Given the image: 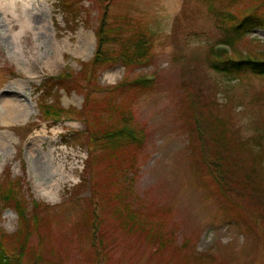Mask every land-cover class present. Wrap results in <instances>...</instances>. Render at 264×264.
Instances as JSON below:
<instances>
[{
  "label": "rangeland",
  "instance_id": "obj_1",
  "mask_svg": "<svg viewBox=\"0 0 264 264\" xmlns=\"http://www.w3.org/2000/svg\"><path fill=\"white\" fill-rule=\"evenodd\" d=\"M59 1L71 2L75 16L65 15ZM231 1L0 0V137H9L0 147V185L13 183L30 219H36L29 228L26 264H33L31 258L41 264H264V226L240 207L229 211L192 140L191 92L208 101L202 126L213 137L244 139L252 125L264 121V78L227 79L203 60L224 30L214 12L229 11L239 20L252 0L227 8L224 3ZM105 9L104 30L113 39L103 49L117 61L93 71ZM138 41L147 42L142 61L124 63L116 57L132 55V43ZM245 41L244 50H264V29L250 31ZM62 73L69 80L59 81ZM151 73L157 77L151 89L129 87L123 93L118 88L122 93L110 95L126 100L130 121L146 135L132 151L133 169L125 162L123 185L115 187L128 191L131 209L149 231L119 223L111 214L120 206L110 205L106 196V209L97 206L103 223L93 241L88 236L92 200H98L97 185L112 190L114 178L100 158L104 150L92 151L85 141L87 117L81 109L89 85L97 91ZM99 93L91 95L109 94ZM6 104L18 111L7 112ZM48 104L60 110L48 113ZM34 204L37 215L31 211ZM20 227L13 202L0 198V229L12 235ZM154 231L156 244L147 237Z\"/></svg>",
  "mask_w": 264,
  "mask_h": 264
},
{
  "label": "trees",
  "instance_id": "obj_2",
  "mask_svg": "<svg viewBox=\"0 0 264 264\" xmlns=\"http://www.w3.org/2000/svg\"><path fill=\"white\" fill-rule=\"evenodd\" d=\"M97 1H106L105 5L108 4V0ZM234 1L242 3L244 0H233L225 2L224 5L229 8V6L234 4ZM58 4L65 15L71 14L75 16L76 12L72 9L73 4L71 2L59 1ZM209 7V10L212 11L213 7L211 4ZM214 14L222 25L221 30H224L220 41L211 46L210 51L206 53L203 59L208 69L225 76L227 79L236 78L239 80L240 77L246 74L264 78V50H253L250 48L244 50L242 47L247 45L248 41L241 43L243 37L250 31L255 28L264 29V0H252L251 7L239 20L235 19L229 11L222 12L218 10ZM106 15L105 9L97 32L96 52L91 60L93 71L102 64L117 61L115 58L112 59L110 54L103 49L104 45L113 39L109 31L104 30L106 28ZM225 26L227 28H224ZM132 45V55H119L116 57L124 63L136 62L137 64L142 61L145 56L147 42L138 41L132 43ZM135 58L138 59L136 60ZM183 66L192 69L193 63L185 62ZM151 75L152 79L142 76V78L130 80L129 83L126 80L107 89L96 87L97 91L92 89L91 85L93 83L89 85L87 100L81 109V115L87 117L86 129L84 130L85 141L89 144L92 151L104 150L100 158L106 161V171L114 178L113 181L109 182L111 188H113L112 190L109 187L97 185L98 200H92L93 217H89L90 232L88 236L90 235L93 241L94 237H98L99 228L103 223V219L98 221L97 206L101 205L103 210L106 209L108 205L105 202L103 203L106 196L110 205L120 206L114 208L113 212L115 214H111L120 218L118 220L119 223L139 224V232L149 231V227L146 228L142 221L141 214L131 209L127 200L128 191L124 193L122 189L120 191L115 187L116 183L120 184L122 182L123 185L125 178L124 163H129L128 167H130V170L133 169L134 156L132 151L144 142L146 135L145 132L143 135L130 121L131 114L127 113L128 104L123 105L126 100H122L119 96L110 97V95L114 92L122 93L117 90L118 88L123 93L129 87L135 91L149 90L157 79L154 74L151 73ZM62 76L64 79L59 77V81L69 80L65 73H62ZM101 91L109 94L102 97H92V93ZM45 93L46 95L48 94L45 92L44 87L40 96L44 98ZM189 98L190 116L194 124V137L192 140L197 142L196 147H199V155H201L199 160L202 163V167L215 181L219 198H223L229 204V211L240 207L247 218L252 219L257 225L264 226V121L261 120L257 122V125H252L253 132L250 135H246L244 139L236 136L232 137L231 135L228 138L221 135L213 137L205 128L206 126H202L203 115L208 114L210 111L208 101H203L197 91L191 92ZM46 107V112L48 113H56L60 110L52 104H48ZM81 119L83 120V118ZM99 125L100 127L98 128ZM249 142L253 146H250ZM14 192L13 183L0 185V198L8 203L10 201L13 202L21 225L19 231L12 235H7L0 229V264H26L30 259L27 254V239L30 225L32 223L35 224L36 219H30V214H28L25 205ZM97 192L92 194L91 197H94ZM35 206L36 204L31 208V211L37 215ZM95 222L97 223L95 224ZM131 229L132 227L126 230L131 232ZM147 237L151 239L152 243H158V232L154 231L151 234H147ZM159 245L163 248V243L159 242ZM160 247L158 246L159 249H161ZM174 251H176V247ZM31 262L33 264H41L34 262L32 258Z\"/></svg>",
  "mask_w": 264,
  "mask_h": 264
},
{
  "label": "bare ground",
  "instance_id": "obj_3",
  "mask_svg": "<svg viewBox=\"0 0 264 264\" xmlns=\"http://www.w3.org/2000/svg\"><path fill=\"white\" fill-rule=\"evenodd\" d=\"M82 44V49L85 51L88 49L89 47V36H84V39L83 41L81 42ZM8 107L7 109V112H11V113H16L18 111V108L16 107V105H13V104H6V108ZM9 140V137L8 136H5V137H0V147H3L5 146V144L8 142Z\"/></svg>",
  "mask_w": 264,
  "mask_h": 264
}]
</instances>
